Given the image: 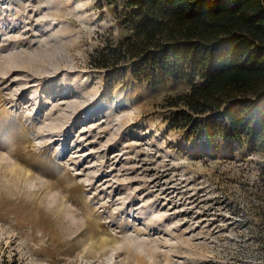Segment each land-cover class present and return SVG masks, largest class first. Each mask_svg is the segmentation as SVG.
Returning a JSON list of instances; mask_svg holds the SVG:
<instances>
[{
    "label": "rangeland",
    "instance_id": "374dc122",
    "mask_svg": "<svg viewBox=\"0 0 264 264\" xmlns=\"http://www.w3.org/2000/svg\"><path fill=\"white\" fill-rule=\"evenodd\" d=\"M98 1L0 0V264H264L262 154L168 130L187 80L107 88Z\"/></svg>",
    "mask_w": 264,
    "mask_h": 264
},
{
    "label": "trees",
    "instance_id": "16d2710c",
    "mask_svg": "<svg viewBox=\"0 0 264 264\" xmlns=\"http://www.w3.org/2000/svg\"><path fill=\"white\" fill-rule=\"evenodd\" d=\"M115 22L88 55L107 88L129 76L189 82L161 103L168 130L260 152L264 191V0H99ZM116 33H115V32Z\"/></svg>",
    "mask_w": 264,
    "mask_h": 264
}]
</instances>
